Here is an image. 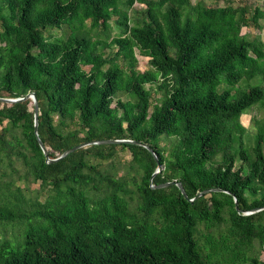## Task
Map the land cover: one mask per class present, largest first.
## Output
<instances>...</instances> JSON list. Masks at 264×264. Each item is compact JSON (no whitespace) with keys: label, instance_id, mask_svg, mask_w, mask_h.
<instances>
[{"label":"trees","instance_id":"16d2710c","mask_svg":"<svg viewBox=\"0 0 264 264\" xmlns=\"http://www.w3.org/2000/svg\"><path fill=\"white\" fill-rule=\"evenodd\" d=\"M263 20L231 0H0V97L38 104L36 135L32 99L0 100V264H264V113L252 136L240 121L264 109V40L242 33ZM37 138L50 158L87 145L47 162ZM110 138L154 154L92 142Z\"/></svg>","mask_w":264,"mask_h":264},{"label":"rangeland","instance_id":"374dc122","mask_svg":"<svg viewBox=\"0 0 264 264\" xmlns=\"http://www.w3.org/2000/svg\"><path fill=\"white\" fill-rule=\"evenodd\" d=\"M197 1L198 0H191V2L193 4L196 3ZM203 1L206 4H212V3H214L215 0H203ZM231 1L234 2V4H236V3L246 4V5H248L249 9H250V6L253 7L255 5H259L261 8H264V0H231ZM218 2H219V4H222L223 0H218ZM138 7H144V5L140 4V3H135L132 11H135V9ZM263 22H264V20H263ZM63 29L68 31V28L66 27V25L63 26ZM53 32L56 33L57 31L54 30ZM244 32L249 33L250 36L260 34L261 38L264 40V28L258 29L254 26H251L249 28L242 27V33H244ZM113 48H115V47H113ZM106 50H108V49H106ZM147 61H148V57L141 56V55L137 54V68L138 69H140V70L145 69L147 67ZM248 83H252V82L251 81H248V82L247 81H241L239 83V85H240V87L245 88ZM146 86L149 87L151 90L152 104L159 102V99L162 96V90L157 88L156 83L146 84ZM117 97H120L122 99H126V98H128V95H127V93L119 92L117 94ZM263 113H264V109L261 106L254 105L253 107L249 108L245 113H243L240 116V121L247 128V134L248 135L252 136L257 132V130H258V125H257L258 122L257 121L262 117ZM172 139H173V137H163L160 144L162 146L168 147L171 144ZM124 157L129 158V153L125 152ZM19 169L21 172L22 167L20 166ZM16 175H17V173H14L15 177H16ZM17 183L20 184L21 186H23L25 184L22 180H18ZM28 184H29L30 189L38 187V183H34L32 181H29ZM13 228H11L9 224L1 225L0 226V236L8 237L9 236V230H11ZM256 249H258V243H256ZM260 253H262V252H260Z\"/></svg>","mask_w":264,"mask_h":264},{"label":"water","instance_id":"95a60500","mask_svg":"<svg viewBox=\"0 0 264 264\" xmlns=\"http://www.w3.org/2000/svg\"><path fill=\"white\" fill-rule=\"evenodd\" d=\"M27 98H30V99H32V101H33V105H34V132H35V134L37 135V120H38L37 115H38V104H37V99H36V96H35V93H34V92H29V93H27L25 96H22V97H15V98H10V97H0V100L3 101V102L12 103V102H16V101L24 100V99H27ZM37 140H38V143H39V145H40V147H41V149H42V151H43V153H44V155H45V157H46V161H47V162L57 161V160H59L60 158H62V157H64L65 155H67L68 153H70V152H72V151H74V150H76V149H78V148H80V147H82V146L87 145V142L80 143V144H76V145H74V146H72V147L66 149L65 151H63V152H62L61 154H59L58 156L53 157V158H50V157L48 156V154L46 153L45 147L43 146L41 140H40L39 138H37ZM92 142H93V143H98V142H100V143L135 142V143L142 144L143 146L147 147V148H148V149L154 154L153 150H152L147 144L142 143V142H139V141L131 140V139H111V138H110V139H103V140H97V141H92ZM155 157H156V156H155ZM160 170H161V165H158L157 168H156V170L153 172L152 175L156 174V173L159 172ZM171 184H175V185H177L178 188H179V190H180L181 193L183 194V196H184L185 198H188L187 195H186V193H185V190H184L182 184H181L179 181H177V180L167 181V182L161 183V184H159V185H157V186H167V185H171ZM216 190H222V189H220V188H207V189H204V190L200 191L199 193H197V195H196L195 197L200 196V195H202V194L209 193L210 191H216ZM195 197L190 198L189 200H190V201H193V199H194ZM234 202H235V206L237 207V200H236V198H234ZM259 209H261V208H254V209H252L251 211H256V210H259ZM246 213H248V212H246Z\"/></svg>","mask_w":264,"mask_h":264}]
</instances>
